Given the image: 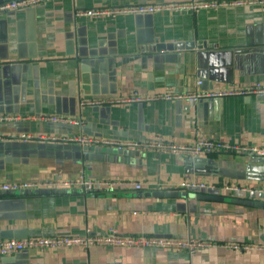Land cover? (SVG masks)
I'll return each instance as SVG.
<instances>
[{
	"label": "crops",
	"instance_id": "obj_1",
	"mask_svg": "<svg viewBox=\"0 0 264 264\" xmlns=\"http://www.w3.org/2000/svg\"><path fill=\"white\" fill-rule=\"evenodd\" d=\"M189 1L53 0L0 13V114L17 118L0 123V184L57 176L75 180L81 174L92 180L143 183L140 190L128 186L113 192L51 188L48 193L19 195L0 190L1 239L114 229L127 236L264 245V194L224 189H264V157L212 153L189 159L149 152L122 159L105 153H116L114 147L81 148L62 140L86 135L138 142L160 136L179 144L215 140L264 147L260 96L193 104H85L168 89L184 93L264 86L263 8L76 16L79 10ZM48 116L80 123L52 124L42 119ZM21 136L31 138L24 141ZM53 137L59 140H50ZM184 182L204 189L182 188ZM160 191L178 196H153ZM0 264H264V252L238 253L217 246L189 256L161 249L92 247L25 251L0 256Z\"/></svg>",
	"mask_w": 264,
	"mask_h": 264
},
{
	"label": "built area",
	"instance_id": "obj_2",
	"mask_svg": "<svg viewBox=\"0 0 264 264\" xmlns=\"http://www.w3.org/2000/svg\"><path fill=\"white\" fill-rule=\"evenodd\" d=\"M53 0H10L0 3V13L25 10L33 8L45 2ZM257 6L264 9V0H211L198 1L191 0L186 3H163V4H130L119 7H107L91 10H79L76 16H82L91 19L115 18L118 16H145L153 15L159 12L180 13V12H198L201 10H217L225 7H245ZM199 85V83H197ZM255 95L264 97V86L255 84L246 88H214L210 90H196L193 92H174L171 89L163 93L140 96L131 93L127 96L111 97L101 100H91L85 102L89 105L104 106H127L133 103H147L152 101H184L187 103H196L203 99H216L231 96H249ZM17 118L0 114V123L15 121ZM52 124L78 125L77 119L65 116H48L42 118ZM26 141L31 136H21ZM50 140H59V138H50ZM63 141L73 143L81 148L92 146L114 147L117 150L137 151L140 153H156L177 155L184 158L195 159L197 157L207 156L212 153H241L248 156L264 157V147L242 146L231 144L229 142L215 140H198L192 144H179L172 140H165L160 136H154L143 141H112L100 138L89 137L86 135L69 136ZM2 134L0 133V142ZM143 183L126 182L119 180H92L79 175L75 180L64 179L60 176L45 181H18L6 184H0V190L4 192L19 191H37L51 188H71L78 190H106L113 192L119 188L131 186L135 190H140ZM182 188L192 190L204 189V185L197 183L184 182ZM224 189L231 192H249L264 194V189H250L236 185H225ZM221 247L230 251L242 253L251 250L264 252V245L223 243L217 244L211 241H202L193 238H175V237H156V236H127L117 233L110 229L103 234H92L86 232L83 235H64L54 237H29L24 239H1L0 238V256H11L25 251L44 252L56 249H78L87 250L92 247H112L127 248L134 250L142 249H161L165 251L184 252L193 256L199 250L210 247Z\"/></svg>",
	"mask_w": 264,
	"mask_h": 264
},
{
	"label": "water",
	"instance_id": "obj_3",
	"mask_svg": "<svg viewBox=\"0 0 264 264\" xmlns=\"http://www.w3.org/2000/svg\"><path fill=\"white\" fill-rule=\"evenodd\" d=\"M10 0H0V3H4V2H8ZM189 46V45H188ZM167 48H170V46H167ZM101 151V150H99ZM106 154H109L111 156H114V157H120L122 159H127V158H130V157H136L138 158V156L140 155V152H137V151H126V150H117L116 153L113 154V151L111 150H107L105 151ZM43 192V193H48L50 190L49 189H41V190H37L36 192ZM32 192L34 193L35 191H28V190H25V191H19V192H6V193H9V194H19V195H27V194H32ZM153 196L155 197H158V198H162V197H171V196H174V197H177L178 195L175 194V192H170V191H160V192H156L153 194ZM197 198L199 199H211L207 196H204V195H198Z\"/></svg>",
	"mask_w": 264,
	"mask_h": 264
}]
</instances>
